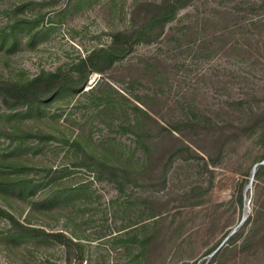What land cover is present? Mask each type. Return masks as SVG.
Instances as JSON below:
<instances>
[{
    "label": "rangeland",
    "instance_id": "374dc122",
    "mask_svg": "<svg viewBox=\"0 0 264 264\" xmlns=\"http://www.w3.org/2000/svg\"><path fill=\"white\" fill-rule=\"evenodd\" d=\"M160 1L0 0V79L69 72ZM199 114L205 128L174 130ZM17 129L55 138L4 134ZM263 156L264 0H193L82 92L30 113L0 100V171L16 162L9 176L27 183L0 190V206L68 239L16 236L0 214V264H264Z\"/></svg>",
    "mask_w": 264,
    "mask_h": 264
},
{
    "label": "trees",
    "instance_id": "16d2710c",
    "mask_svg": "<svg viewBox=\"0 0 264 264\" xmlns=\"http://www.w3.org/2000/svg\"><path fill=\"white\" fill-rule=\"evenodd\" d=\"M192 2L193 0H162L160 2L143 4L147 5L149 12L142 23H134L129 30L114 34L112 36V42L109 45L95 48L86 58H82L77 64H74L69 72H64L61 69L55 72L43 71L35 78L24 82H12L0 79V100L9 110H14L19 107H27L28 112L30 113L33 109H41L43 104L49 103L51 100L61 97L66 93L82 92L92 73H104L107 68H112L117 62L124 60L132 52L135 45L140 43H152L164 36L166 27L176 20L180 10L188 7ZM244 103V100L235 101V105L238 106H243ZM133 110L137 113L138 117L141 115L142 118H152L148 111L138 106H135ZM201 116L202 121L198 120L196 123L189 119L186 121H179L178 126L175 125L174 130H181L180 126H184L187 129L190 128L192 131H198L205 128L207 123H211V118L209 115L202 114ZM204 119H208V121H204ZM130 123L133 126H136L138 130H140L142 126V121H138L136 124L132 122ZM162 128L165 129L163 126ZM17 130L18 131L15 132L5 130L4 134L8 138L12 136L13 138L16 137L21 139L22 141L32 138L41 140L55 138L46 133H34L25 130L20 131V129ZM141 139L142 134L139 133L138 140L141 142ZM143 144L145 150L149 153V148L145 141ZM91 157L92 163L94 162V167L96 166V168H93L95 169V173L103 174L105 172L106 175H109L112 181L119 185L122 184L123 177L121 173L123 171L120 167L109 165L98 158L95 159V157L93 158V156H90V158ZM4 163L5 165L3 167L7 170L0 171V190L3 193H9L10 191L12 192L19 189L21 192L27 183H22V185L17 184L7 172L10 168L15 169L17 163L9 162L7 160H5ZM92 163L88 167L91 168ZM0 214L12 222L14 225L13 230L17 234L16 236L25 237L29 236L32 232L37 231L44 235L45 238H54L62 243L68 241L66 235L61 232L47 233L42 230L27 229L26 227L19 225L15 217L4 210L1 206Z\"/></svg>",
    "mask_w": 264,
    "mask_h": 264
},
{
    "label": "water",
    "instance_id": "95a60500",
    "mask_svg": "<svg viewBox=\"0 0 264 264\" xmlns=\"http://www.w3.org/2000/svg\"><path fill=\"white\" fill-rule=\"evenodd\" d=\"M259 165H264V161H263L262 163H260V164L255 165V167H254V169H253V177L255 176V173H256V171H257V167H258Z\"/></svg>",
    "mask_w": 264,
    "mask_h": 264
}]
</instances>
